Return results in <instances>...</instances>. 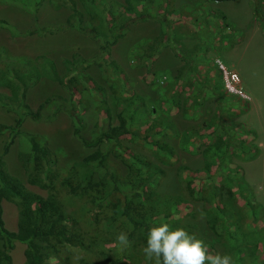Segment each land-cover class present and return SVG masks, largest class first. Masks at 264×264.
Instances as JSON below:
<instances>
[{"label": "trees", "instance_id": "1", "mask_svg": "<svg viewBox=\"0 0 264 264\" xmlns=\"http://www.w3.org/2000/svg\"><path fill=\"white\" fill-rule=\"evenodd\" d=\"M78 1L81 10L73 12V18L67 17L65 28L80 29L100 43L107 68L118 77L108 79V83L113 103L126 125L123 131L111 127V106L105 103L101 86L85 70L91 63L79 52L62 58L61 73L48 58H37L31 67L30 61L22 64L23 71L27 65L37 79L46 76L64 91L47 95L36 109L25 101L27 85H23V90L19 87L18 77L24 76L16 73L12 81H3L2 86L9 88L12 99L22 97L18 108L30 120L52 121L59 113L66 114L74 136L89 151L60 170L47 139L36 133L24 134L26 146L19 151L18 159L26 182L43 190L44 195L26 190L19 178L0 171L2 195L18 209L17 231L10 233L3 224L0 201V264H12L9 251L15 241L26 244L24 264H155V260L146 261L142 249L149 229L165 222L173 229L184 228L204 241L213 253L230 255L233 264H264V225L259 224L261 212L256 211L259 203L244 180L243 168L232 161L234 155L244 158L248 151L244 134L229 126L231 115L224 104L222 69L217 67L212 75V108L198 95L184 97L185 102L190 97L198 101L193 106L204 110L205 117L202 114L197 125L180 132L171 127L167 115L158 114L154 105L145 103L138 94L125 93V71L110 57L111 47L138 18L127 15L125 4L116 0ZM259 7L262 4L254 5L255 15H260ZM160 42L154 39L155 46L137 58L149 57ZM42 61H46L48 69H43ZM0 75L5 77L4 72ZM73 76L78 79L77 84L70 82ZM181 93H171L173 99L168 100L177 104ZM1 104L7 111L18 109L8 107V101ZM90 108L97 115L92 124L84 117ZM6 131L7 125L0 123V135ZM127 134L131 142L140 139L141 149H137L138 144L122 142ZM173 136L180 139L183 149L193 144L192 150L200 153L201 160L196 167L180 164L175 189L168 190L169 187H162L167 172L155 166L176 163L177 152L168 140ZM12 137L10 131L0 164ZM201 212L205 215L203 220ZM121 231L131 241L124 251L116 245Z\"/></svg>", "mask_w": 264, "mask_h": 264}, {"label": "rangeland", "instance_id": "2", "mask_svg": "<svg viewBox=\"0 0 264 264\" xmlns=\"http://www.w3.org/2000/svg\"><path fill=\"white\" fill-rule=\"evenodd\" d=\"M116 1L125 4V10L129 11L127 15L138 18L110 51V57L124 69L127 76L125 93L138 94L145 103L147 101L154 105L159 115H167L171 120L172 128L181 132L195 126L205 113L193 106L198 101L190 97L185 102L184 97L198 95L212 108V75L217 67L222 69L221 79L226 89L224 104L231 115L229 126L236 133L244 134L242 138L248 151L244 158L234 155L232 161L243 168L244 180L259 203L256 211L261 212V216L258 222L264 225V0ZM255 4H262L261 9L259 7L260 15L254 14ZM80 10L78 0H0V68H3L0 74H5V77L0 75V123L8 127V131L0 135V155L10 139V131L13 134L0 171L16 176L26 190L40 195H44V191L26 182L18 159L19 151L26 146L24 140L27 133L40 134L47 139L56 154V167L60 170L68 168L89 150L74 136L72 122L66 114L59 113L52 121L30 120L18 108L22 97L12 99L9 88L2 86L3 81H12L16 73L24 76L18 77L19 87L23 90V85H27L25 101L36 109L47 95L64 94V91L56 81L46 76L38 79L36 73L33 76L30 73L31 65L36 63L37 58H48L56 63L61 73L62 58L79 52L91 63L85 70L101 86L105 103L111 106V127L123 131L126 125L119 108L116 109L113 103L108 81L118 77L107 68L105 55L99 49L100 43L80 29L65 28L67 17ZM156 38L161 42L151 55L137 58L144 54L145 49L155 46L152 42ZM27 61H30V67L26 65L27 70L23 71L22 64ZM42 62L43 69H48L46 61ZM230 73H236L239 78L235 84H229L226 80ZM215 78L218 79L217 76ZM77 81L75 76L70 78L73 84H77ZM215 84H218V80H215ZM234 89L240 93L234 92ZM176 91L182 93L176 98L177 104H172L169 101L173 99H170L171 93L176 94ZM2 101H8V107L18 109L7 111ZM84 117L92 124L97 115L90 108ZM170 133L173 132L170 130ZM128 138L129 134L121 138L125 145L138 144L137 149H141L140 139L131 142ZM168 140L174 146L178 159L173 165L159 163L155 168L161 167L167 172L162 187L174 190L178 166L196 167L200 164L201 155L192 150L193 144H187L183 149L177 136ZM111 159L120 164L115 157L111 156ZM2 194L3 190H0L3 224L12 233L17 231L18 209L13 201ZM256 225L259 226L258 223ZM26 248V244L14 242L9 251L12 264L25 263Z\"/></svg>", "mask_w": 264, "mask_h": 264}, {"label": "clouds", "instance_id": "3", "mask_svg": "<svg viewBox=\"0 0 264 264\" xmlns=\"http://www.w3.org/2000/svg\"><path fill=\"white\" fill-rule=\"evenodd\" d=\"M205 215L200 213V219ZM131 241L126 232L116 236V245L120 251L130 247ZM146 261L155 260V264H233L230 255L213 253L204 241L189 234L184 228H172L169 223L151 227L143 247Z\"/></svg>", "mask_w": 264, "mask_h": 264}, {"label": "built area", "instance_id": "4", "mask_svg": "<svg viewBox=\"0 0 264 264\" xmlns=\"http://www.w3.org/2000/svg\"><path fill=\"white\" fill-rule=\"evenodd\" d=\"M226 80H227V82L229 84H235L236 82H238L239 78H238L236 73H230V74H228V77H227ZM228 83H227V86L230 87L228 85ZM234 92H239L240 93V91H238L237 89H234Z\"/></svg>", "mask_w": 264, "mask_h": 264}]
</instances>
